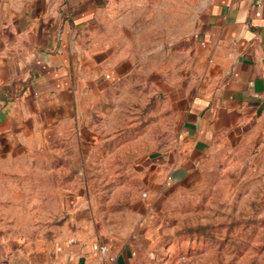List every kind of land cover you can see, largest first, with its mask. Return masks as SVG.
<instances>
[{
  "label": "crops",
  "instance_id": "0c3cea01",
  "mask_svg": "<svg viewBox=\"0 0 264 264\" xmlns=\"http://www.w3.org/2000/svg\"><path fill=\"white\" fill-rule=\"evenodd\" d=\"M124 140L149 193L107 230L91 164ZM263 146L264 0H0V264H135L163 185ZM55 156L72 175L62 223L22 246L3 206L26 160Z\"/></svg>",
  "mask_w": 264,
  "mask_h": 264
},
{
  "label": "rangeland",
  "instance_id": "374dc122",
  "mask_svg": "<svg viewBox=\"0 0 264 264\" xmlns=\"http://www.w3.org/2000/svg\"><path fill=\"white\" fill-rule=\"evenodd\" d=\"M137 98V94L131 97ZM133 106L135 112L136 104ZM167 127L163 125L162 131ZM118 143L123 146L110 145L104 152L112 155L96 157L91 164L92 191L107 230L131 222L125 220L129 217L126 204L133 195L145 199L149 193L143 183L147 178L129 169L141 161L129 156L139 142ZM64 163L57 156L34 157L26 160L28 169L16 175L19 203L3 209L18 214V220L11 222L17 226L18 244L40 247L47 223L51 237L62 223L60 196L70 190L72 178L71 173L58 170ZM216 167L200 181L163 185L150 197L149 209L154 214L146 222L135 264H264V146L227 154ZM45 181L50 188L42 187ZM141 222L134 220L133 226ZM104 242L101 248L108 246Z\"/></svg>",
  "mask_w": 264,
  "mask_h": 264
},
{
  "label": "built area",
  "instance_id": "2783aa9c",
  "mask_svg": "<svg viewBox=\"0 0 264 264\" xmlns=\"http://www.w3.org/2000/svg\"><path fill=\"white\" fill-rule=\"evenodd\" d=\"M108 250H109L108 246H103V247L101 248V252H102V254H105Z\"/></svg>",
  "mask_w": 264,
  "mask_h": 264
}]
</instances>
